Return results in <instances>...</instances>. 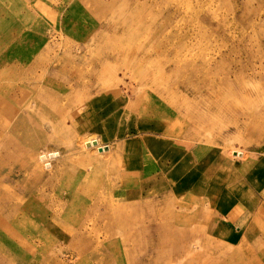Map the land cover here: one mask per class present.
<instances>
[{
    "label": "rangeland",
    "instance_id": "374dc122",
    "mask_svg": "<svg viewBox=\"0 0 264 264\" xmlns=\"http://www.w3.org/2000/svg\"><path fill=\"white\" fill-rule=\"evenodd\" d=\"M260 153L264 0H0V264H264L212 230Z\"/></svg>",
    "mask_w": 264,
    "mask_h": 264
},
{
    "label": "crops",
    "instance_id": "0c3cea01",
    "mask_svg": "<svg viewBox=\"0 0 264 264\" xmlns=\"http://www.w3.org/2000/svg\"><path fill=\"white\" fill-rule=\"evenodd\" d=\"M259 156L255 154V156L249 155L245 158L228 159L226 161L228 166L234 169V175L231 178L239 182L225 189L223 194L219 187V197L216 194L211 201L214 212L213 234L221 233L222 239L233 247L245 246V248L253 249L254 244L260 243L264 238V153H260ZM171 161L167 162L168 169L164 174H161L159 168V174L152 176L150 180H165L166 182L173 179L186 180L182 168V164L185 165L184 161L181 159L174 164ZM192 161L194 167L207 168L208 172L214 164L210 161ZM144 169L147 170L146 165L143 169L140 167L141 175ZM149 171L152 172L151 167Z\"/></svg>",
    "mask_w": 264,
    "mask_h": 264
}]
</instances>
